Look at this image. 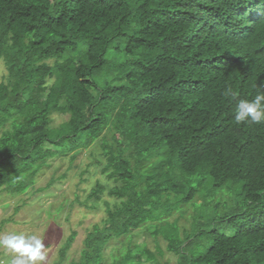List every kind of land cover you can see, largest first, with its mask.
Returning <instances> with one entry per match:
<instances>
[{
    "label": "trees",
    "instance_id": "obj_1",
    "mask_svg": "<svg viewBox=\"0 0 264 264\" xmlns=\"http://www.w3.org/2000/svg\"><path fill=\"white\" fill-rule=\"evenodd\" d=\"M0 62V190L88 148L105 177L69 264H168L133 251L145 223L178 264H264V123L237 124L224 95L264 82V0H0Z\"/></svg>",
    "mask_w": 264,
    "mask_h": 264
},
{
    "label": "rangeland",
    "instance_id": "obj_2",
    "mask_svg": "<svg viewBox=\"0 0 264 264\" xmlns=\"http://www.w3.org/2000/svg\"><path fill=\"white\" fill-rule=\"evenodd\" d=\"M5 73V66L0 62V80ZM53 117L55 124L65 118L59 115ZM90 150L89 148L83 150L72 162L69 156L48 160L49 166L42 169L34 184L24 193L11 195L8 191L0 190V237L19 233L41 238L48 246L47 258L43 264H53L58 259V249L61 244L69 233L74 231L76 236L65 251L64 259L60 264L77 261L83 247V239L92 226L100 225L105 217V206L101 201L94 203V207L90 206V200L85 201L95 181L105 180L99 172V167L91 163L93 156ZM51 180L54 182L47 186ZM103 197L110 203L114 201L105 194ZM179 221L178 236L192 234L195 228L192 226V219L190 222L183 219ZM152 229L149 223H145L134 231L131 241L137 247L133 248V251L146 248L156 253L160 250L162 252L158 257L160 262L178 264L176 256L166 250V242L151 233ZM121 246V241L117 239L108 243L104 249L105 262L110 261L109 254H116V250ZM144 258L143 255L142 259ZM14 259L15 254L0 246V264H13Z\"/></svg>",
    "mask_w": 264,
    "mask_h": 264
},
{
    "label": "clouds",
    "instance_id": "obj_3",
    "mask_svg": "<svg viewBox=\"0 0 264 264\" xmlns=\"http://www.w3.org/2000/svg\"><path fill=\"white\" fill-rule=\"evenodd\" d=\"M224 95L235 101L233 119L237 124L264 123V82L257 85V94L251 99H237L231 88ZM0 246L15 254L13 264H43L47 258V245L37 236L12 233L0 237Z\"/></svg>",
    "mask_w": 264,
    "mask_h": 264
}]
</instances>
